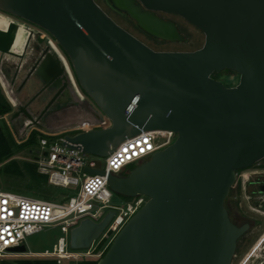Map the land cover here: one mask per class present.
<instances>
[{
    "label": "water",
    "instance_id": "95a60500",
    "mask_svg": "<svg viewBox=\"0 0 264 264\" xmlns=\"http://www.w3.org/2000/svg\"><path fill=\"white\" fill-rule=\"evenodd\" d=\"M108 1L140 29L168 41L186 37L157 13L180 15L205 33V43L191 51H157L96 0H0V9L54 36L97 106L87 113L108 124L102 112L109 121L66 134L69 143L105 157L144 130L176 135L127 174L110 175L115 193L148 200L97 264H231L247 225L231 220L226 200L237 171L264 158V0ZM43 56L38 70L46 86L62 73L71 82L51 44ZM226 69L240 74L237 85L212 76ZM113 215L83 219L71 231L72 247H90Z\"/></svg>",
    "mask_w": 264,
    "mask_h": 264
},
{
    "label": "built area",
    "instance_id": "2783aa9c",
    "mask_svg": "<svg viewBox=\"0 0 264 264\" xmlns=\"http://www.w3.org/2000/svg\"><path fill=\"white\" fill-rule=\"evenodd\" d=\"M52 41L49 38L50 44ZM87 127L81 126L72 133H44L33 150L39 172L48 175V186L61 193L60 199L0 189V260L13 255L46 257L57 264H80L86 259H100L122 227L148 200V196L140 194L115 204L109 177L128 173L130 165L149 160L157 150L173 142L175 133L144 130L127 137L108 156L102 157L103 163L99 161L100 156L86 153L82 147L65 139L66 134H75ZM87 168L103 172L93 173ZM110 211L114 212L112 219L90 247H72L73 228L85 218L100 222ZM49 226H59L64 233L52 249L38 253L27 250V237ZM22 245L26 246L25 251L11 250Z\"/></svg>",
    "mask_w": 264,
    "mask_h": 264
},
{
    "label": "rangeland",
    "instance_id": "374dc122",
    "mask_svg": "<svg viewBox=\"0 0 264 264\" xmlns=\"http://www.w3.org/2000/svg\"><path fill=\"white\" fill-rule=\"evenodd\" d=\"M97 3L121 26L129 30L131 33H133L135 36H137L139 39L144 41L146 44H148L150 47L157 51H191L196 50L203 46L205 43V33L200 30L198 27L187 21L181 16L178 15H171V17L179 23L181 31L183 35L186 37L185 40L182 41H168V40H161V39H155L145 32H143L136 23L126 14L116 10L108 0H96ZM0 44L4 46V50L0 49V59L1 57H5L3 59V62L1 64L2 68L6 64H13L14 62H19V58L21 56V52L23 50V38L26 36L21 30L17 27L26 29L27 26L25 25H18L14 22L12 17L8 16L7 14L0 12ZM17 29L22 34H17V32L12 33L11 28ZM30 29V28H29ZM11 30V31H10ZM24 34V35H23ZM39 37V36H38ZM28 39V38H27ZM35 39H37V35L35 36ZM53 39V38H50ZM54 40V39H53ZM7 50V51H6ZM31 50V47H29V51ZM64 51V50H63ZM68 59V62L71 66V69L73 71L72 64ZM74 73V71H73ZM217 74V75H216ZM215 75L217 78H219L223 83L227 86H233L237 82H239L240 77L235 72H230L227 70H223L221 72H217ZM76 83L79 87V89L84 94L83 100H89L96 108L97 106L94 104V102L90 99L88 94L81 88L75 74H74ZM4 79L6 82V87L3 85V83L0 80L1 88L9 100V102L12 105V110L3 115L0 116V122L4 126L5 129H7L11 136L13 137L14 141L17 144L23 143L27 138L28 135L33 130H38L42 133H48V132H54V133H72L75 131L80 130V124L72 123L73 119H71L73 114L71 111H80L81 108L85 109L84 106L77 103V100L73 101L72 104L68 106V111L66 116L63 117V119H60V122L58 125H66L65 127H59L44 123L41 124H34L31 128L28 129V131L23 132V128L25 127V121L30 122L31 120H27V118L24 117H17L14 118L13 114L15 112V109L17 108V102L15 104L12 103V101L9 98V95L12 94L14 98L17 97L16 92V85L13 86L10 84V79L6 78L4 76ZM20 79H18L19 81ZM13 86V87H12ZM85 102V101H84ZM101 112V111H100ZM66 113V112H65ZM84 113V112H81ZM85 112L84 114H86ZM102 118L106 120V123L109 124V121L106 119V116L101 112ZM48 116V115H47ZM53 117V116H51ZM43 120H41L42 122ZM95 124V125H94ZM93 125L87 127L88 128H98V127H104L108 124L100 123L99 121H95ZM60 128V129H53V128ZM34 152L32 150H29L27 148L24 149H18L16 151V154L14 158L18 159L20 162L28 161V162H35ZM99 161H102L104 163V158H99ZM2 165H0L1 168ZM136 164H132L129 166L130 169H133L136 167ZM257 166L253 165L245 170V172H251L253 170H256ZM39 171V169H38ZM126 172H121L120 175H125ZM249 174V173H247ZM32 182V178L30 177L29 173H25L24 176H13L8 175L0 170V189L2 190H10L14 192H21L26 194L35 195L38 197H42L41 194L38 192V189H30L27 187V183ZM45 189L51 193V199H60L61 193L55 192V190H51L48 188V186H44ZM237 192V194H239ZM236 194V195H237ZM241 195L239 194V197ZM46 198V197H43ZM129 197L125 196L123 194L114 193L113 202L115 204H121L122 201L127 200ZM247 198V196H246ZM48 199V197L46 198ZM249 209V208H248ZM250 210V209H249ZM251 211V210H250ZM254 212V211H251ZM259 214V213H254ZM262 218V217H261ZM264 222V220H263ZM64 233L61 231V228L59 226H49L46 227L44 230L39 231L37 233H34L27 237L26 245L27 250L32 252H44L45 250H51L53 247V244L56 243L57 239L63 235ZM40 257H17V256H9L7 258H4L3 260H0V264H26L23 263V259H39ZM46 257H41V259ZM67 264V263H66ZM232 264H264V232L261 236L258 238H251L250 236L246 239L242 240L241 248L237 252V255L234 257Z\"/></svg>",
    "mask_w": 264,
    "mask_h": 264
},
{
    "label": "flooded vegetation",
    "instance_id": "af4514ba",
    "mask_svg": "<svg viewBox=\"0 0 264 264\" xmlns=\"http://www.w3.org/2000/svg\"><path fill=\"white\" fill-rule=\"evenodd\" d=\"M0 12L12 17L16 24L25 25L34 31L29 40L27 51L21 58H19V62H14L11 65L6 64L2 68L3 75L6 76V78L8 76L11 82L10 84L13 86L16 85V99L18 102L16 104L17 108L13 114L15 116L14 118L20 116L27 118L28 120L32 117L38 120V124L43 125L44 122L57 126L60 122V119H63V117L66 116L68 106L77 99L75 97L72 84L70 81H68L64 73L58 75L54 82L46 86V83L44 82V76L41 75L42 78L40 77L38 67L44 58L43 54L46 46L50 44L49 38H53L54 40L52 42L54 45L58 47V49L66 58L68 57L57 40L48 30L16 14L4 11L2 9H0ZM157 14L164 19L172 21L175 20L171 17V15H177L166 12H158ZM0 23H2V21H0ZM176 23L179 27V30L181 31L179 23ZM16 28L18 27L16 26ZM16 31L18 30L15 29V32ZM21 31L26 35L24 36L25 40L28 41V34L23 30ZM36 35L37 39H35ZM29 47H31L30 51ZM238 75L240 77V74ZM215 78L219 79L217 77ZM18 79L20 80L18 81ZM237 84L238 82L235 85ZM41 120L43 121L41 122ZM24 124L25 127L23 130H25L23 132H26L28 131V129H26L27 121H25ZM254 165L257 166V169L251 172H245V170L249 167L239 169L237 171L236 181L233 184L230 194L226 200V205L229 210L231 220L238 226L247 225V229L238 240L234 257L241 248L242 240L249 236L251 238H258L264 232V158L256 162ZM239 191V194L241 195L240 197L239 194H237ZM248 208L254 212H251Z\"/></svg>",
    "mask_w": 264,
    "mask_h": 264
},
{
    "label": "trees",
    "instance_id": "16d2710c",
    "mask_svg": "<svg viewBox=\"0 0 264 264\" xmlns=\"http://www.w3.org/2000/svg\"><path fill=\"white\" fill-rule=\"evenodd\" d=\"M17 34H21V33L18 31ZM23 41H25V37L23 38ZM226 70L230 72H235L230 69H226ZM216 73L217 72H214L213 76L217 77ZM11 110H12V105L5 96L0 85V116L9 113ZM43 136H45L44 133L38 130H33L30 133L29 137L23 143L17 144L14 141L13 137L11 136V133L7 129H5L2 123L0 122V165H2L0 170L8 175H13L16 177L24 176L26 172L29 173L30 177L32 178V182L27 183V187L30 189L36 188L38 189V192L41 194L42 197H46V198L48 197V199H51L50 198L52 196L51 193L49 192V190L47 191L44 187L46 185L48 186V175L38 171V164L36 162L34 163L28 161L20 162L18 159L14 158L16 151L18 149L27 148L33 151L36 148V146L39 144L40 138ZM48 188L51 189L49 186ZM59 191L62 192L61 189ZM130 198L131 197H129L128 199ZM98 261L99 259H86L81 261L80 264H97ZM22 262L26 264H57L55 260L46 259V258L23 259Z\"/></svg>",
    "mask_w": 264,
    "mask_h": 264
},
{
    "label": "bare ground",
    "instance_id": "6f19581e",
    "mask_svg": "<svg viewBox=\"0 0 264 264\" xmlns=\"http://www.w3.org/2000/svg\"><path fill=\"white\" fill-rule=\"evenodd\" d=\"M19 28L20 27H18V29ZM20 29H22L23 31H25L28 34V38H29L28 41H29L34 31L32 29H29L28 27L26 29H24L23 27L20 28ZM51 49L53 51L57 52V54L60 57L62 56L61 59H62V61L64 62L65 66H66V70H67V72L69 74V78L71 80V84H72V88L74 90V93H75V95H77V99H80L83 102L85 101V103H84L86 105L85 109L81 108L80 111H71L72 114H73L72 116H70V117H72L71 119H73L72 123H77V124H80V126H88V127L93 125L95 123L96 119L90 117V114H88V113L84 114V113L85 112H89L88 110H92L93 111L95 106L89 100H83V98H85L84 94L79 89V87H78V85L76 83L74 74H73V72L71 70V67H70V64H69L67 58L62 54V52L58 49V47L56 45H54L53 42H51ZM3 59H4L3 57H1V59H0V80L3 83V85L6 87V84H5L6 82H4L5 79H4V75H3V72H2V66H1V62L3 61ZM9 98L13 101V104L16 103L17 99L14 98L12 96V94L9 95ZM81 112H84V113H81ZM97 113H98V111H97ZM100 116L102 118V115H100ZM28 120H31L30 122H27L28 129H29V128H31L33 126V124H35V122H36L35 120L36 119L33 118V119H28ZM65 126H68V124L59 125V127H65ZM59 127L58 128H53V129H57L58 130V129H60Z\"/></svg>",
    "mask_w": 264,
    "mask_h": 264
},
{
    "label": "crops",
    "instance_id": "0c3cea01",
    "mask_svg": "<svg viewBox=\"0 0 264 264\" xmlns=\"http://www.w3.org/2000/svg\"><path fill=\"white\" fill-rule=\"evenodd\" d=\"M11 30H12V33L13 32H15V29H14V26H13V28H11ZM10 30V31H11ZM16 32H18V31H16ZM20 32V31H19ZM28 44H29V41H23V50H22V52H21V56H20V58L26 53V51H27V48H28ZM7 51V50H6ZM4 59H5V57H4ZM75 97H76V99H77V95H75ZM78 100V102H79V100L80 99H77ZM80 102H81V100H80Z\"/></svg>",
    "mask_w": 264,
    "mask_h": 264
}]
</instances>
